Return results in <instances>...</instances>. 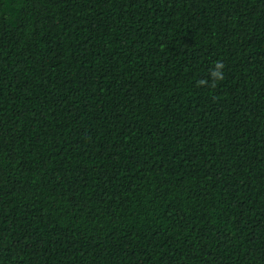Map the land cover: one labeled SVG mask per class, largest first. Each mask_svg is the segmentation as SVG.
Here are the masks:
<instances>
[{"label":"trees","instance_id":"obj_1","mask_svg":"<svg viewBox=\"0 0 264 264\" xmlns=\"http://www.w3.org/2000/svg\"><path fill=\"white\" fill-rule=\"evenodd\" d=\"M0 264H264V0H0Z\"/></svg>","mask_w":264,"mask_h":264},{"label":"clouds","instance_id":"obj_2","mask_svg":"<svg viewBox=\"0 0 264 264\" xmlns=\"http://www.w3.org/2000/svg\"><path fill=\"white\" fill-rule=\"evenodd\" d=\"M222 67H223V65H221V64H219V63L217 64V68H222ZM215 76H216L217 78H222L220 72H216V73H215Z\"/></svg>","mask_w":264,"mask_h":264}]
</instances>
